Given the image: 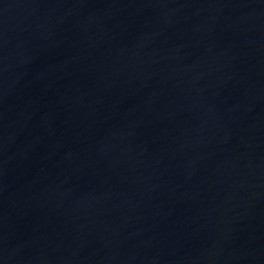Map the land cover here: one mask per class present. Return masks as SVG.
Returning <instances> with one entry per match:
<instances>
[{"label": "water", "instance_id": "1", "mask_svg": "<svg viewBox=\"0 0 264 264\" xmlns=\"http://www.w3.org/2000/svg\"><path fill=\"white\" fill-rule=\"evenodd\" d=\"M0 264H264V0H0Z\"/></svg>", "mask_w": 264, "mask_h": 264}]
</instances>
